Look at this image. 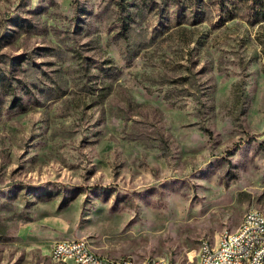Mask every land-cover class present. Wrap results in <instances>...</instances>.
Instances as JSON below:
<instances>
[{
	"label": "rangeland",
	"instance_id": "obj_1",
	"mask_svg": "<svg viewBox=\"0 0 264 264\" xmlns=\"http://www.w3.org/2000/svg\"><path fill=\"white\" fill-rule=\"evenodd\" d=\"M264 213V0H0V264H198Z\"/></svg>",
	"mask_w": 264,
	"mask_h": 264
},
{
	"label": "built area",
	"instance_id": "obj_2",
	"mask_svg": "<svg viewBox=\"0 0 264 264\" xmlns=\"http://www.w3.org/2000/svg\"><path fill=\"white\" fill-rule=\"evenodd\" d=\"M89 241L83 237L63 238L54 241L50 255L69 260V264H105L88 253ZM264 252V215L258 211L247 210L234 230L226 229L223 242L204 238L198 255V264H261ZM118 264H149L148 256L138 262L130 256L118 258ZM157 264H169L167 259Z\"/></svg>",
	"mask_w": 264,
	"mask_h": 264
},
{
	"label": "bare ground",
	"instance_id": "obj_3",
	"mask_svg": "<svg viewBox=\"0 0 264 264\" xmlns=\"http://www.w3.org/2000/svg\"><path fill=\"white\" fill-rule=\"evenodd\" d=\"M252 211H258L261 215H264V213H262L259 210L252 209ZM224 237H226V230L221 234L218 242H223L224 241ZM200 245H204V239L201 240ZM88 253L91 254V256H94V258L101 259L102 261H104L105 264H118V258L117 259H112V258L103 256V255H100L98 252H96L91 247L90 244H88ZM51 258L54 261H56V262H60L62 264H69V260L58 259L57 256H51ZM164 259L165 258H162V257H148V262H149V264H157V263H160L161 261H164ZM199 263H202V255H199ZM261 264H264V252L262 254V263Z\"/></svg>",
	"mask_w": 264,
	"mask_h": 264
},
{
	"label": "crops",
	"instance_id": "obj_4",
	"mask_svg": "<svg viewBox=\"0 0 264 264\" xmlns=\"http://www.w3.org/2000/svg\"><path fill=\"white\" fill-rule=\"evenodd\" d=\"M239 226H240V224H239ZM239 226H238V227H239ZM216 242H217V241H216Z\"/></svg>",
	"mask_w": 264,
	"mask_h": 264
}]
</instances>
